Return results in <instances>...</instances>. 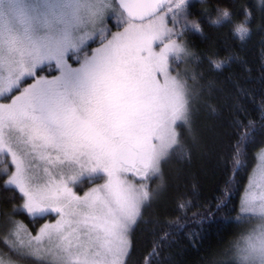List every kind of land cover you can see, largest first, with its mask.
<instances>
[{"label": "snow or ice", "instance_id": "1", "mask_svg": "<svg viewBox=\"0 0 264 264\" xmlns=\"http://www.w3.org/2000/svg\"><path fill=\"white\" fill-rule=\"evenodd\" d=\"M187 11L188 0H0V156L11 161L7 186L21 194L29 216L57 217L35 235L16 222L11 244L19 255L46 264H127L130 234L153 196L150 179L162 175L170 157L190 159L182 134L198 143L193 90L187 77L173 74L189 54L179 40L183 29L175 30L178 18L188 26ZM249 19L246 12L233 25L241 43L250 38ZM222 21H231L227 10L216 23ZM93 39L98 47L88 46ZM208 61L221 71L243 64L238 54ZM53 64L58 75L40 74ZM27 78L33 82L22 87ZM234 87L242 101L245 90L238 82ZM214 89L209 80L197 95ZM237 129L239 165L242 147L264 138V120L238 122ZM258 159L236 217L237 226L251 227L231 244L232 264H264V148ZM129 173L140 183L129 181ZM84 176L104 182L81 196L73 186ZM212 216L209 210L199 223Z\"/></svg>", "mask_w": 264, "mask_h": 264}, {"label": "trees", "instance_id": "2", "mask_svg": "<svg viewBox=\"0 0 264 264\" xmlns=\"http://www.w3.org/2000/svg\"><path fill=\"white\" fill-rule=\"evenodd\" d=\"M224 10L230 22L210 23ZM187 12L200 26V31L192 26L184 29L180 37L190 53V68L181 77L189 79L193 90L198 143L193 146L191 137L182 134L181 146L191 150L190 159L174 156L162 163L163 191L145 206L131 232L127 264H232L231 244L247 231L246 223L237 226L236 217L241 215L243 193L264 138L242 147L239 165L235 149L240 135L237 123L252 120L259 125L264 120V0H193ZM246 12L251 35L241 43L233 35V25L243 21ZM237 54L243 64L222 71L208 61L210 56L223 59ZM209 80L215 81L214 91L197 95L201 84ZM234 82L247 94L242 101ZM6 177L0 169V251L13 260L10 240L16 222L34 232L32 225L49 217L32 220L21 211L23 197L6 186ZM209 210L213 216L202 225L198 218ZM154 248L156 255L150 257ZM16 259L23 258L16 255ZM23 260L24 264H45L33 257Z\"/></svg>", "mask_w": 264, "mask_h": 264}, {"label": "rangeland", "instance_id": "3", "mask_svg": "<svg viewBox=\"0 0 264 264\" xmlns=\"http://www.w3.org/2000/svg\"><path fill=\"white\" fill-rule=\"evenodd\" d=\"M193 0H188V5L192 2ZM171 13H169L168 14V21H169V27H172V23H171ZM187 16L189 17V13L187 12ZM188 21H189V23H188V26L187 27H185V22H184V20L182 19V18H178L177 19V22H176V25H175V30L177 31V32H180L182 29H183V32L185 31L184 29H186V28H188V27H191L192 26V20L190 19V18H188ZM109 27L111 28V30L112 31H116L117 29H116V26H115V20L113 19L112 21H111V23L109 24ZM182 37V36H181ZM179 40H180V38H179ZM181 43H183L182 41H180ZM184 44V43H183ZM88 46H90L91 48H95V47H98L99 46V40L98 39H93V40H90V41H88ZM190 53L188 54V55H186V56H182L181 57V59L178 61V62H176V64H174V66H173V74H176L177 72H179V74H180V76H181V74H184L186 71H188V68H190V66H189V58H190ZM70 63H72L73 64V66H78V64H77V62L75 61V60H72V61H70ZM177 64H178V66H177ZM43 68H44V71H42L40 74L41 75H44V76H46L47 78H52V76L53 75H58L59 74V72H58V70H56L55 69V66H54V64L53 65H51V66H49V65H44V66H42ZM31 82H33V80H32V78H27L23 83H22V87H26L29 83H31ZM173 151H175V149L173 150ZM257 165H258V163H260V161H259V159H257ZM0 165H1V171H3L4 173H5V175L7 176V173L4 171L6 168H10L11 167V161H10V158H5L4 156H0ZM257 165L255 166V168H254V170H255V172H257L258 173V171H259V169L257 168ZM254 170L252 171L253 173L251 174V176H253L254 175ZM127 179L129 180V181H131V182H133V183H136V184H139L140 183V181H139V179L138 178H136V177H134V176H132V174L131 173H129L128 175H127ZM104 182V180L102 179V178H99V177H87V176H84V177H81V179H80V181H78V183L76 184V185H74L73 186V188H74V191H76L77 192V194L78 195H83L85 192H87V191H89L92 187H95L96 185H98V184H102ZM248 182H249V180H248ZM5 184H6V186H7V177H6V179H5V182H4ZM248 184V183H247ZM7 187H9L10 188V186H7ZM247 187H248V185H247ZM247 187L245 188V190L247 189ZM149 188L152 190V192H153V196H152V199H151V201L149 202V203H147V204H145V206L146 205H148V204H150L151 202H152V200L154 201L155 199H156V196L158 195L159 196V194L163 191V176H154V177H152L151 179H150V181H149ZM15 189V188H14ZM18 191V190H17ZM19 193V192H18ZM20 194V193H19ZM244 195H245V191H244V193H243V197H244ZM243 197H242V199H243ZM22 204H23V201H22ZM22 204H21V207H20V210L21 211H24L23 209H22ZM145 206L142 208V210H141V215H142V213L144 212L143 210H144V208H145ZM25 212V211H24ZM26 213V212H25ZM27 214V213H26ZM28 215V214H27ZM29 216V215H28ZM30 217V219H35V218H45L46 216H43V217H40V216H37V217H31V216H29ZM48 217L49 218H47L44 222H42V223H40L39 225H32V227H34L35 229H34V232L31 230V228L30 229H28V228H26L25 226V228L27 229V231L29 232V233H31L32 235H35V234H37L38 232H39V229L45 224V223H54L55 222V220H56V215L55 214H51V215H48ZM51 217V218H50ZM141 217V216H140ZM20 223V222H19ZM247 224V228L246 229H248L249 227H251V225L250 224H248V223H246ZM135 227V226H134ZM133 227V228H134ZM12 229V228H11ZM133 230V229H132ZM11 231V230H10ZM22 235H23V233H22ZM131 235V234H130ZM26 238V237H25ZM15 240V237L14 236H12V240H10V243L12 242V241H14ZM11 245V247H12V244H10ZM13 248V247H12ZM13 250H14V248H13ZM5 252V250H3V249H1V251H0V260H3V261H5V264H7V261L10 259L9 257H7L6 255H5V257L6 258H4V256L2 255L3 253ZM16 255H19L18 253H17V251L16 250H14V252H13V256H14V259L12 260V261H14L15 262V264H24L22 261H24L23 259L25 258V257H29V256H23V255H19V256H21L23 259H22V261H20V260H17L16 259ZM31 258V257H30ZM34 258V257H33ZM45 264H46V261L44 262Z\"/></svg>", "mask_w": 264, "mask_h": 264}, {"label": "clouds", "instance_id": "4", "mask_svg": "<svg viewBox=\"0 0 264 264\" xmlns=\"http://www.w3.org/2000/svg\"><path fill=\"white\" fill-rule=\"evenodd\" d=\"M210 23H212L214 26L219 24V23H216V19H213L212 21H210Z\"/></svg>", "mask_w": 264, "mask_h": 264}, {"label": "flooded vegetation", "instance_id": "5", "mask_svg": "<svg viewBox=\"0 0 264 264\" xmlns=\"http://www.w3.org/2000/svg\"><path fill=\"white\" fill-rule=\"evenodd\" d=\"M0 169H1V165H0Z\"/></svg>", "mask_w": 264, "mask_h": 264}, {"label": "water", "instance_id": "6", "mask_svg": "<svg viewBox=\"0 0 264 264\" xmlns=\"http://www.w3.org/2000/svg\"><path fill=\"white\" fill-rule=\"evenodd\" d=\"M0 220H1V217H0Z\"/></svg>", "mask_w": 264, "mask_h": 264}]
</instances>
